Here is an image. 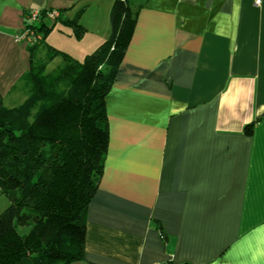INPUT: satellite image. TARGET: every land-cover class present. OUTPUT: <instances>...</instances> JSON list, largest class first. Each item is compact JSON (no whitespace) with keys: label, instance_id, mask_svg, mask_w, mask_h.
<instances>
[{"label":"crops","instance_id":"0c3cea01","mask_svg":"<svg viewBox=\"0 0 264 264\" xmlns=\"http://www.w3.org/2000/svg\"><path fill=\"white\" fill-rule=\"evenodd\" d=\"M113 1L0 0L4 101L23 97L24 12L77 17L81 39L57 27L78 59L108 38ZM126 2L135 21L105 97L103 172L84 257L69 264H264V0Z\"/></svg>","mask_w":264,"mask_h":264},{"label":"trees","instance_id":"16d2710c","mask_svg":"<svg viewBox=\"0 0 264 264\" xmlns=\"http://www.w3.org/2000/svg\"><path fill=\"white\" fill-rule=\"evenodd\" d=\"M39 11L33 28L42 40L27 45L29 66L13 88L22 100L8 106L0 94V187L9 197L0 212V264L84 257L86 210L109 141L105 97L135 21L126 0H114L108 38L79 60L46 42L58 21L81 39L86 29L77 17L62 19L57 10L51 20Z\"/></svg>","mask_w":264,"mask_h":264},{"label":"built area","instance_id":"2783aa9c","mask_svg":"<svg viewBox=\"0 0 264 264\" xmlns=\"http://www.w3.org/2000/svg\"><path fill=\"white\" fill-rule=\"evenodd\" d=\"M262 0H254L256 5H260ZM40 9H30L28 16L24 19L23 26L21 29L14 35V39L17 42L30 45L34 42H39L42 40V35L37 33L33 28V24L36 22L39 15ZM47 10L48 18L53 20L58 17L59 12L55 9H45Z\"/></svg>","mask_w":264,"mask_h":264},{"label":"rangeland","instance_id":"374dc122","mask_svg":"<svg viewBox=\"0 0 264 264\" xmlns=\"http://www.w3.org/2000/svg\"><path fill=\"white\" fill-rule=\"evenodd\" d=\"M75 38V37H74ZM76 39V38H75ZM46 40L53 44H57L60 50L62 47L64 48H74L71 43H69L68 38L65 36V34H62L61 32L58 31L57 24L54 26V28L46 35ZM57 45H55L57 47ZM64 51V50H63ZM84 55H80L78 57L79 60H82ZM58 61H60L59 58H55L53 61H51L48 65V68L51 69L53 68ZM5 104L9 106V102L5 101ZM9 204V197L6 192H3L1 187H0V212Z\"/></svg>","mask_w":264,"mask_h":264}]
</instances>
